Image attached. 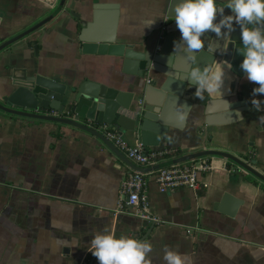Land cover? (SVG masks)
I'll return each instance as SVG.
<instances>
[{
	"label": "crops",
	"instance_id": "crops-1",
	"mask_svg": "<svg viewBox=\"0 0 264 264\" xmlns=\"http://www.w3.org/2000/svg\"><path fill=\"white\" fill-rule=\"evenodd\" d=\"M171 1L0 0V45L59 9L43 27L0 51V100L12 71L36 69L66 86L90 80L107 87L122 83V91L130 92L126 84L143 85L146 79L121 73L119 58L80 54L77 40L89 26V38L101 45L111 41L156 51ZM225 74L221 95L210 96L227 104L245 102L248 110L242 120L207 126L201 110L194 119L189 112L190 117L181 120L183 129L173 131L158 147L174 151L158 162L159 167L210 150L236 157L264 174V121L258 119L264 110L257 112L250 103L252 88L258 85ZM227 113L232 112L215 117ZM121 136L129 145H138L129 134ZM117 152L73 127L0 111V264H98L87 249L93 235L105 229L149 242L151 264H165V245L186 254L190 264H264L263 183L254 177L257 184L243 181L241 176L250 175L225 158L195 159L209 166L199 177V192L180 188L160 193L155 181L148 180L147 213L159 221L152 224L133 211L117 212L121 182L130 169ZM249 156L254 164L244 160ZM234 171L240 177H231ZM224 195L239 202L232 217L225 215L229 207Z\"/></svg>",
	"mask_w": 264,
	"mask_h": 264
},
{
	"label": "water",
	"instance_id": "water-1",
	"mask_svg": "<svg viewBox=\"0 0 264 264\" xmlns=\"http://www.w3.org/2000/svg\"><path fill=\"white\" fill-rule=\"evenodd\" d=\"M172 2L173 0L169 9ZM229 11L225 9V14H229ZM58 12L59 9L28 31L0 45V51L43 27ZM86 28L80 32L77 40L80 54L119 58L121 73L134 79H146L144 84L141 86L137 83L126 84L132 91L125 92L121 89L122 83L107 87L90 80H82L66 86L41 75L36 69L31 70L32 73L12 71L4 80L0 111L16 117L73 127L98 137L117 154H119L117 150L100 134L101 130L111 129L120 135L129 134L142 150L147 152L152 148H158L163 140L167 142L173 131L182 130L181 120L184 118L185 121L189 112L191 116L189 117L194 119L199 116L201 110L207 126L241 121L242 113L247 112L246 104L242 101L227 104L226 100L212 99L207 93L196 97L195 86H189L183 79L184 74L193 65L203 69L215 61L222 60L232 64V69H225V73L227 71L236 78L243 77L244 74L239 67L243 57L235 49V46H240L239 26L234 25L235 30L230 34V40L226 36L217 38L214 33L209 34L206 31L205 40L202 39L205 46L194 54L191 61L182 43H177L175 47V42L180 39V32L171 18L164 21V29L161 31L162 42L156 51L137 48L130 44L114 45L111 41L101 45L89 38L90 27ZM34 51H37V48L34 47ZM47 111H55L58 114L66 111L69 116L55 118L43 115ZM225 112L232 113L215 117ZM227 118H230V122H223ZM207 156L225 158L264 184V174L253 166L217 151L206 150L186 155L168 162L163 167ZM129 167L134 168L131 163ZM230 198L228 195L223 196L224 205L229 207L225 211L228 217L234 215L239 205V202Z\"/></svg>",
	"mask_w": 264,
	"mask_h": 264
},
{
	"label": "clouds",
	"instance_id": "clouds-1",
	"mask_svg": "<svg viewBox=\"0 0 264 264\" xmlns=\"http://www.w3.org/2000/svg\"><path fill=\"white\" fill-rule=\"evenodd\" d=\"M225 9L230 10L229 14H225ZM169 18L174 20L180 32L175 47L182 43L190 61L204 48L202 36L206 31L214 33L217 38L226 36L230 40L234 25L239 26L240 46H235L236 52L243 57L239 67L244 79L258 85L252 88V109L264 110V99L256 98L257 94L264 95V0H173L168 15L163 17L165 21ZM225 69L231 70L232 64L223 60L203 69L193 65L183 79L189 86H195L196 97L204 93L221 95L219 90L224 83ZM258 119L264 121V115ZM87 250L98 264H151L148 253L152 246L149 242L116 236L106 229L93 235ZM163 260L165 264H190L186 254L167 245Z\"/></svg>",
	"mask_w": 264,
	"mask_h": 264
},
{
	"label": "built area",
	"instance_id": "built-area-1",
	"mask_svg": "<svg viewBox=\"0 0 264 264\" xmlns=\"http://www.w3.org/2000/svg\"><path fill=\"white\" fill-rule=\"evenodd\" d=\"M159 39H162L161 35ZM156 50H159V46L156 47ZM45 115L55 118H68L69 116L66 111L62 114L47 111ZM104 132V139L122 153L134 167L129 169L121 182L122 200L118 204V213L133 211V214L139 219L159 224L157 219L147 213L146 187L149 179L155 181L160 193H168L180 188L199 192L203 188L199 177L209 171L207 164L192 161L188 165L159 167L158 162L171 156L174 153L173 150L153 148L144 152L140 146H131L125 142L118 132L111 129H104ZM187 233H191V231L188 230Z\"/></svg>",
	"mask_w": 264,
	"mask_h": 264
},
{
	"label": "trees",
	"instance_id": "trees-1",
	"mask_svg": "<svg viewBox=\"0 0 264 264\" xmlns=\"http://www.w3.org/2000/svg\"><path fill=\"white\" fill-rule=\"evenodd\" d=\"M244 160L247 161L250 164H254V162H255L253 156L245 157ZM231 177L236 178V177H240V175L237 174L234 171L233 173H231ZM241 179L243 181H246V182H249V183H252V184H257L256 181H255V179L253 177H251V176H244L243 175V176H241Z\"/></svg>",
	"mask_w": 264,
	"mask_h": 264
}]
</instances>
